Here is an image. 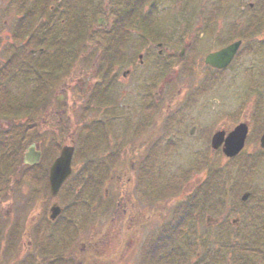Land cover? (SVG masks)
Wrapping results in <instances>:
<instances>
[{
  "label": "rangeland",
  "instance_id": "obj_1",
  "mask_svg": "<svg viewBox=\"0 0 264 264\" xmlns=\"http://www.w3.org/2000/svg\"><path fill=\"white\" fill-rule=\"evenodd\" d=\"M109 1L111 0H103V5ZM42 2L41 0H0L1 108L10 106L8 101L17 98L18 84L26 88L20 89L23 92L30 93L32 90L35 81L34 79L29 81V78L25 81L20 76V65L23 64L24 67L26 53L33 45L28 44L30 41L27 39L21 41L17 39L22 37L19 35L23 30H30L32 24H37L38 20L36 21L35 18L44 17L39 9H35L33 11L35 17L24 19L25 13L34 8L33 3L42 4ZM44 2L47 4V9L58 11L57 16L60 14V17L66 19L67 24L69 6L62 5L60 0H44ZM122 2L125 4L127 0H112V7ZM217 2L219 0H190L191 7L207 9L203 13L199 10L195 12L192 10L188 14V19L190 17L194 19V32L198 30L196 28H204L210 23L213 25V20L215 24H218L217 14L214 13L219 6ZM184 3L185 0H181V4L180 0H160L156 16L164 20L161 24L179 23L181 19L178 16L174 18L173 11L177 6H183ZM72 5L73 3L70 7L73 8ZM148 6H151V2L145 3L144 12L151 11L147 9ZM111 9L110 20L115 19L116 21V15L113 13V8ZM98 15L94 17L93 23H96ZM210 17H212L210 21H207ZM107 19L109 20L108 15ZM237 21H242L241 17L238 16ZM166 30L169 31V29ZM91 33L81 45V51L74 66L64 75L63 80L55 82L51 87L44 99L46 103L43 100L45 106H39L43 109L38 108L37 111L31 113L32 115L22 119L0 118V140H6L3 143L7 142L10 145L12 137L18 138L22 134L19 131L25 128L24 125L33 122V132L22 142L21 154L31 143H37L43 150L42 160L38 167H27L20 161L15 171L11 173L12 176L6 179L3 190L0 191V199L4 202L0 211V220L7 221L19 216L27 219L32 216L30 213H35L31 211L29 197L35 182L41 181L39 171L52 162L63 144L74 142L76 146L73 158L74 172L69 179L70 182L82 181L88 174H92L89 182H95L97 185L99 182L103 183L105 174L104 183L107 184V181L114 175L112 169L117 163L123 167L125 164L129 165L127 173L123 171L121 175L123 174L122 177L125 180L128 179L135 187L132 191L128 190L133 201L137 199L139 205L144 208L147 217L143 233L140 234L138 244L136 237L133 238L134 242L131 247L127 249L120 244L125 240L127 225L119 220V213H117V220H111L110 213L114 212L115 205L110 211L109 203L111 201L115 203L116 198H114L111 186L103 184L95 201H90L85 194L93 190H83L82 194L80 190L82 199H79V204L75 202L77 205L73 208L67 206L64 213L59 216L66 222L67 216L74 213V222L79 226L73 228L71 220L66 222L67 227L57 230L47 226L44 222L43 226L47 227L40 228L41 233L38 238L33 235L35 245L33 244L26 254L19 251L14 255L9 251V243L6 242V245L0 249V264H19L22 260L30 258L33 259H30L29 264H217L216 262L223 260L222 255H226L225 262L229 264H255V260H258V264H264V257L260 254L256 255L259 249L264 251V157L258 155L249 157V153L244 152L239 158L232 160L226 158L221 150L211 148V137L216 130L221 128L231 130L239 121H247L254 117L252 113L256 101L253 98L258 95L248 92L243 78H237V81L232 83L231 77L225 76V81L220 85L212 88L209 86L206 92L205 112L198 110L197 103H194L191 108L193 122L197 119L196 123L203 125L204 130L209 133L208 137H201L199 130L196 133L198 135L190 137L187 128L191 127L192 121L191 117H188L190 115H187L189 111L185 103L186 80L181 71L184 70V62L177 63L172 68L171 74L162 78L160 91H163V97L158 117L180 119L184 123L177 126V130L174 129L176 133L174 130L165 132L168 126L164 127L165 131H163V126H160L161 136L158 141H160L159 152L161 153L151 157L142 156L144 157L143 164L149 168L146 172L145 166L141 172L140 162L130 155L131 151L135 150L133 145L137 143L130 145L128 156L124 151L125 145L122 149L120 148L123 140L122 121L125 118L121 113L122 103L128 100L122 96L126 89L122 81L126 65L116 67L118 78L113 83L114 91L117 93L116 110L112 105H100L95 98V92L98 91L97 85L100 82L98 78L95 83L97 78L94 77V72L103 59L100 62L101 56L99 57L98 52L101 46L96 44L95 40L105 39L108 35H104L103 29H99V32L93 30ZM202 37L209 38L210 35H202ZM129 38L134 39L135 42L141 37L130 33ZM89 43L91 47L88 46ZM149 48L157 52L154 45L150 44ZM150 64H153V61L148 63L146 58L144 65L138 68L137 73L140 69L143 85L154 75L162 72L164 62L157 58L152 66ZM14 73V85L10 86V76L12 77ZM4 84L6 87L3 86ZM29 85L30 88H28ZM131 87L135 89L132 84ZM99 95L104 98L106 93L102 89ZM215 98L218 99V103L214 102ZM95 108L98 111L94 110ZM104 110L107 111L106 114ZM114 112L119 116L109 121L113 126V132L109 134V146L106 147L94 124L102 121L101 119L107 118L108 120ZM139 112L138 118L145 116L142 115L144 111L141 108ZM203 117L204 124L199 121ZM129 118H131V113L127 116V119ZM133 120H135L134 124H137L138 119ZM13 129H16V132L10 135ZM4 133L7 135L4 136ZM167 139L177 143L173 148V153L164 152L163 145H166ZM111 148L115 152L111 151ZM3 154L9 155V152L3 150ZM136 154L135 151L134 155ZM145 160H147L146 164ZM132 162H135L136 167L132 168ZM146 173H148L147 177ZM143 175H145L144 179H142ZM186 175L188 176L184 181ZM182 181L184 182L180 185ZM175 183L174 192H164ZM106 189L109 192L108 196ZM160 191L164 194H160L159 197ZM245 191H250L251 195L248 200L243 201L242 195ZM40 197L42 200L35 202L36 209L38 211L40 204L44 212L50 206V202L43 199L46 197L44 192L40 193ZM67 197H63L62 203L74 202V198ZM186 206H190L191 213L188 218L182 220L184 223H181L179 229L176 230L175 225H179ZM208 216L220 221L215 223L212 220L207 223ZM42 218L44 220L43 216ZM70 218L73 219L71 216ZM235 218H239L236 223L233 222ZM22 230L24 227L16 230L15 236L21 235ZM109 231H111L110 238L108 237ZM7 235L5 231L0 234L3 238L2 242L8 239L4 241ZM159 238H161L160 243ZM127 242L129 239L126 244ZM154 244L157 245L156 256H152L151 252V249L155 247ZM43 245L47 247L44 252L38 250ZM149 253L150 256H148ZM244 256L248 259L245 263H243Z\"/></svg>",
  "mask_w": 264,
  "mask_h": 264
},
{
  "label": "flooded vegetation",
  "instance_id": "obj_2",
  "mask_svg": "<svg viewBox=\"0 0 264 264\" xmlns=\"http://www.w3.org/2000/svg\"><path fill=\"white\" fill-rule=\"evenodd\" d=\"M78 1L79 0H60V3L62 5L66 4L67 6H69L68 18H71V13L75 12L76 8H78V10H81V3L80 1L79 3H77ZM72 3L73 8L70 7ZM157 3H159V1ZM157 3L153 6H148L147 9H152L154 12H157L160 7L159 5H157ZM189 3L190 2H188L187 4ZM245 3H248V7ZM111 8H113V13L117 15L119 6L115 4L112 7V1H109L105 5V24L112 29L116 24H118V22L114 21L115 19L110 20V15H112ZM144 8V0H139V3L137 4L135 10H133L132 21L129 22L128 26L132 28V35L134 36L135 34L138 37L143 35L142 33L145 26L143 16ZM179 8L180 10H184L188 13H191L193 9L190 5ZM217 13L218 24H216L215 26L207 24L204 28H196L198 30L195 32L193 31L195 28V23L192 21L171 23L167 25H162L159 22H155L152 25L153 28L159 29L158 31L164 38V41H157L153 44L154 46L158 45L159 43L162 44L161 47H156L157 54H155L154 50H152L151 52L148 49L146 50V47L144 45L145 40L142 39V37L136 39L135 42L134 39L130 40L128 38V40L125 39L124 43H121V45L123 46L121 47V51L123 52L121 61L123 62V66L126 65V69L123 71L122 80L125 84L126 89L124 91V95L122 96H124V99L128 100L122 103L123 110L121 111V113L125 118L122 121L123 125L121 130L123 140L120 148L122 149V147L125 145L124 151L127 152L128 156L130 153V145L137 143L136 145H133L135 150H132L130 155L136 157V161L140 162L139 168L141 172L146 166L143 164L144 157H151L152 155L154 156L157 153H161L159 152L160 141H158L160 140L161 136L160 126H163V131H165L164 127L168 126L165 131L168 132L174 129L177 130L176 127H179L182 123H184L180 119H161L158 117L161 108V99L163 97V91H160V84L162 82L161 78L160 76L154 75L152 79L147 80L148 82L143 85L141 84V70L139 69V73H137L139 66H143L146 62V58L148 63L151 61H153L154 63L156 58H163L164 61H167L173 65L174 62L178 60L179 62H184L185 69L181 71L184 73L186 80L185 103L189 111L187 115H190L188 117H191L190 119L192 121L191 127L187 128L190 137L198 135L196 134L198 130L200 131L199 135L201 137H208L209 133L204 130L203 125H201L200 123H196L197 121L195 120L197 119H194L193 122L191 108L194 103H197L199 107L198 110L205 112L207 108V104H205V101H207L206 92L208 91L209 86L210 88H212L216 85H220L225 81V76L231 77L230 80L233 81L232 83H235L237 81V78H243L248 87V92L253 94L256 93L258 95V97H254L256 101L255 108L253 109L252 113L254 117L249 118L247 121H244L248 125L249 130L244 151L247 150L249 155L255 154L264 157V148L261 147L260 144L261 137L264 133V0H248V2L247 0H220V6ZM107 15L109 16V20L106 18ZM238 16H243V21H237ZM99 18H97L96 24H92L93 28L95 29L100 26ZM62 22H64V19H62ZM157 26H159L160 28H155ZM180 28H184V30L181 31ZM166 29H169V31H167ZM177 29H179L180 32H178ZM197 35H199V37H195ZM202 35H210V37L203 38ZM113 41L114 39L112 38L106 40V47H101L99 49V57L102 56L105 50L107 52L111 50ZM235 42H240V45L234 58L225 68H217L206 63V58L210 53L219 51ZM97 43H100V40H97ZM129 48H131L130 51ZM150 65L152 66L153 64ZM171 68L168 71V74H171ZM97 73L99 74L101 72H97V70L94 72V77L96 78ZM132 75L134 77H132ZM116 78L118 77H115L112 80L114 83L117 80ZM95 83H97V80ZM131 84L135 86V89H131ZM135 99H137L136 102H133ZM214 102L218 103L219 101L217 98H215ZM140 108L144 111L142 115H145L142 118H138L140 114ZM129 113H131V118L127 119ZM134 118L138 119L136 121L137 124H134ZM199 121H202V124H204V117L200 118ZM241 122L243 121H239L237 124ZM193 127H195V133L194 135H191L190 132ZM176 130H174L175 133ZM229 131L230 130H226V132ZM108 139H110V135ZM173 142L175 141H171L168 139L166 140L167 146L163 145L165 149L164 152L171 151L170 153H173V148L177 144L176 142L173 144ZM34 146L37 150L41 151L43 156L42 148H40L37 143ZM112 150L113 148H111V151ZM135 151L137 153L136 155H134ZM144 153L147 154L145 155ZM142 156L144 157L142 158ZM135 162H132V168L136 167L134 165ZM146 162L147 160H145V164ZM39 163L29 164L25 162V165H27V167H38ZM51 163H48V166H46V168L39 171L41 181L35 182V186L32 187L29 200L31 201L30 206H32L31 211L35 213H30L32 214V216L27 219H25L24 216H19L15 217L14 219L11 218L7 221H5V219L0 220V234L4 231L8 234L4 237V241L6 238H8L5 242H2L3 238H1L2 236H0V249L2 246L6 245V242H8V248L11 253L17 254L20 251L22 254H26L28 249L31 248L33 244L35 245L33 241V235L37 236L38 238V235L41 233L40 228L50 226L57 230H62V228L67 227L66 222L71 220L73 222V228L79 226L74 222V213H70V215L68 216L65 215V217L67 216L68 218L66 222L64 220H61L62 218L60 219L59 217L56 220H51L50 209L53 205L58 204L62 207V213H64L67 206H71L72 208L76 207L77 203L79 204V199H82L80 195L83 192H81L80 194V190L84 189L88 184L81 181H66L60 188L57 196H52L49 182V171ZM128 166V164H125V167H123L122 165H119L117 163L112 169L114 175L109 181H107V184H91V190L93 191L85 193L86 198L89 197L90 201H95L98 198L97 195L99 193V189H101V186L103 184L111 186L114 191V198L116 199L113 198L115 203H113V201L109 203V206H111L109 209L110 211H112V207L115 205L113 209L114 212L110 213V217H112L111 220H117V213H119V220L123 223H126L127 232L124 234L125 240L120 243L125 246L126 249L131 247L132 242H134V237H136V242L138 244V240L140 238V234L143 233L144 223L147 217L145 215L144 208L139 205L137 199L133 201L132 196L128 191H132L135 188L134 185H132L131 182L128 181V179L125 180L124 177H122L123 174L121 175L123 171L124 173H127ZM148 168L149 167L146 166V172H148ZM142 179H144V177ZM42 192H44L46 195V197L43 199L50 202V206L44 212L41 210L40 204L37 211L35 203L38 200H42L40 197V193ZM105 192L108 196L109 192L107 189ZM67 196L74 198V202L68 204L62 203L64 198ZM158 196L160 197L159 193ZM61 198L63 199L61 200ZM2 205H4V202L0 199V211L2 209ZM7 215H9V213ZM7 215L4 217L6 218ZM41 215L44 217V220ZM70 216L73 217V219H71ZM9 222L11 223L9 224ZM44 222L47 224V226L45 227L43 226ZM22 227H24V230H22V234L19 236H15L16 230ZM110 233L111 231L108 232L109 238L111 237ZM128 239L129 242H127L126 244V241ZM38 250H42L44 252L47 250V247L43 245ZM30 259L22 260L21 262H19V264H29L28 262L30 261Z\"/></svg>",
  "mask_w": 264,
  "mask_h": 264
},
{
  "label": "trees",
  "instance_id": "obj_3",
  "mask_svg": "<svg viewBox=\"0 0 264 264\" xmlns=\"http://www.w3.org/2000/svg\"><path fill=\"white\" fill-rule=\"evenodd\" d=\"M95 2L96 5L90 6L87 9L86 13H83L84 17H89L92 20L98 14L97 8L101 4V1L95 0ZM128 18L129 16L127 17L126 14L121 18L120 22L123 24L128 21ZM145 20L147 23L149 22L148 20H151V17L148 18L146 16ZM80 23L81 24H78L76 22V26L67 28V30H65L63 34H61L59 30L53 29L50 26H43L39 30H36V33L32 35L33 37L30 41V44L35 47L50 48L51 52L48 54L47 51H44L42 53H39L38 56L27 55V57L25 58L26 62L24 63V67H21L25 70V78L33 77L35 78L36 82L33 90H31L30 93L27 94V103H25L23 108H19V103H16L20 102L18 101V99L17 101H14L13 104H9L15 107L14 112H17L16 114H27L29 112L33 113L37 111L39 108V102H43V100L49 94L54 83L61 77L62 74H64V72L69 69L68 63H73V61L76 59L79 52L81 51V45L88 37L90 31L87 24H84V22L82 23L81 21ZM30 32L32 31L23 30L19 36H22L21 38H25V36ZM144 32L146 33V35L151 34V36L154 37L152 35L154 32L151 29L145 27ZM122 36H124V34H122ZM76 46H78V51ZM111 50L112 56L115 59H118L117 55L119 53V45L113 44ZM114 58L112 60L108 59L111 64L116 63ZM12 109L13 108L2 107L0 108V114H3L4 112L10 113ZM19 141L20 140L17 139V142ZM1 144V161L6 163L4 166H0V176L2 177L8 173V170L13 169L14 164L20 160L21 154H16L18 151L20 152V150L14 148V151H12L8 157L7 155L4 157L3 150L7 151L9 147L7 143H3V146ZM20 145H23L22 142H20ZM90 176L91 174H88L85 179L83 178L84 180L82 179V181H85L89 186L91 185V183H88L90 181ZM1 177L0 181L2 182ZM259 250L258 254L264 257V251L261 249ZM154 255L155 254L153 253L152 256ZM222 256L223 257L221 258H223V260L216 263L229 264L227 261L225 262V260H227L226 255ZM247 260L248 259H246V257L244 256L243 263H245ZM254 263L258 264V260H255Z\"/></svg>",
  "mask_w": 264,
  "mask_h": 264
},
{
  "label": "water",
  "instance_id": "obj_4",
  "mask_svg": "<svg viewBox=\"0 0 264 264\" xmlns=\"http://www.w3.org/2000/svg\"><path fill=\"white\" fill-rule=\"evenodd\" d=\"M239 43H235L220 52L212 53L208 56L207 62L214 66L223 68L228 65L232 60ZM248 127L246 124L237 126L229 135L225 138V132H217L212 139L213 148H219L223 142H225L223 150L229 157L236 156L244 147ZM264 147V135L261 140ZM74 148L72 146H64L61 155L55 160L50 170V185L52 195H56L63 184V182L70 176L72 172V156ZM40 158V153L27 154V160L29 162H36ZM249 193H245L243 200L248 199ZM61 212L60 207L54 206L52 208L51 218L55 219Z\"/></svg>",
  "mask_w": 264,
  "mask_h": 264
}]
</instances>
